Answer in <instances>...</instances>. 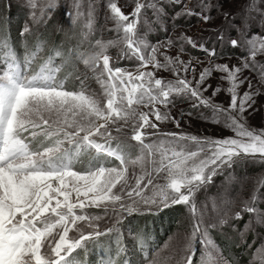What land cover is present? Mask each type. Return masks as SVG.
Wrapping results in <instances>:
<instances>
[{
	"label": "snow or ice",
	"instance_id": "obj_1",
	"mask_svg": "<svg viewBox=\"0 0 264 264\" xmlns=\"http://www.w3.org/2000/svg\"><path fill=\"white\" fill-rule=\"evenodd\" d=\"M12 7L0 0V264H88L71 254L102 245L100 264H240L225 255L229 244L250 250L248 264H264V127L249 123L264 114V0H134L130 14L105 0L118 33L106 41L93 38L97 0H26L21 37L35 25L54 34L58 9L80 28L75 45L36 37L22 58L8 42ZM191 18L212 25L209 39L183 30L179 21ZM154 25L165 35L153 42ZM111 47L128 66L110 65ZM44 48L39 70L29 72ZM80 65L79 88L65 89L56 73ZM89 73L99 93L85 87ZM193 120L232 135L193 134L185 130ZM257 164L259 178L236 175ZM217 177L221 189L209 197ZM248 179L247 199L231 195ZM175 206L181 220L163 245L146 222L130 227ZM125 221L136 259L123 242Z\"/></svg>",
	"mask_w": 264,
	"mask_h": 264
},
{
	"label": "rangeland",
	"instance_id": "obj_2",
	"mask_svg": "<svg viewBox=\"0 0 264 264\" xmlns=\"http://www.w3.org/2000/svg\"><path fill=\"white\" fill-rule=\"evenodd\" d=\"M118 6H121L122 11L125 14H130L134 8V0H115ZM26 0H13V7L7 13L9 17L8 20V34H9V44L11 45L13 51L17 54L18 58H22L25 49L29 51L34 50V45L36 43V37L45 38L47 37L49 40L55 41L57 44L63 42L64 46H72L75 45L78 40L79 36L74 35L73 32H79V24L76 25H69V17L67 14L63 13L61 10H57L54 19L59 25L58 30L53 34L51 28L49 27L47 31L43 25H35V32L32 34H26L24 37H21L20 32L26 20L30 18L27 16V11L24 7ZM97 4L99 5L97 10V17H96V24H95V31L93 33L94 39H102V40H111L115 39L118 35L116 32L113 22L110 19L105 18V0H97ZM148 17L151 18V12L149 10ZM131 18V16H130ZM181 24L184 25L183 30L187 32L189 35H202L206 40L210 38V29L212 27L211 24L205 25L202 27L201 22H199L195 18H191L187 21H179ZM140 25H138L139 27ZM181 29L177 28L176 32L178 33ZM171 31V29H170ZM165 33L156 29L155 25L153 26V31L148 33V39L150 41H155L163 37ZM175 35V33H173ZM3 49H0V71L3 70ZM119 48L111 47L109 48L108 52L109 55L113 58L110 60V65L114 61L117 62L120 66H128L129 62L126 59H120L116 61V57L119 55ZM197 51L195 54L192 55H203L199 50L192 49L191 52ZM48 54L47 48H44L42 51L37 53V58L35 62L31 65L28 69L29 72H34L39 70V66L43 63V58H45ZM238 55V54H236ZM58 62V58H57ZM165 77H169L168 73H163ZM218 73H213V76L210 79L215 82ZM56 77L58 80H63L65 89H78L80 86V80L83 79V65L79 66V70H75L70 68L69 66H65L59 72L56 73ZM79 77V78H77ZM85 87L99 93L101 90V85L97 82L95 76L91 73L88 74V78L84 81ZM226 87L227 82H224ZM219 95V94H218ZM224 95H227L225 92ZM224 96H219L217 100L218 103H222ZM181 107L187 108L188 105H182ZM250 125L253 128H262L264 127V114L257 113L255 114V118L249 120ZM165 127L169 130L174 129V125L171 123H166ZM185 130L192 132L193 134H203V135H212V136H222V135H232L231 130L223 127L222 125H217L214 123H205L203 121L193 120L189 121L186 125ZM88 157L82 156L81 160L83 162H87ZM118 163V162H117ZM79 167V165H77ZM262 174V169L260 165H249L247 167H241L236 170V175L240 177H251V178H259ZM221 180L222 177L216 178V183L209 187L207 195L209 197H214L221 189ZM254 185V179H248L244 182L243 185L240 184H233L230 187V193L233 196H236L237 199L245 198L247 199L252 192V188ZM264 191V189H261ZM203 199V195L200 196ZM181 206H175L173 209H164L158 215L155 216H140L135 219L130 227L133 230L142 229L144 228L145 222L147 223V231L151 233L152 240L158 244L163 245V243L168 240L170 234L174 233L178 228V222L181 220ZM260 207L264 208V203L260 204ZM93 211H99V209H94ZM244 219H247V214H245ZM242 224V222H241ZM129 225L127 221H125V228L122 229L124 232L123 242L124 244L131 250L132 252V259H136L139 256V253L136 252V242L133 237L128 235ZM69 235H72L70 231ZM101 240H105L104 237L100 238ZM217 243L220 246H224L227 244V241L223 236H216L215 237ZM252 238L251 235L249 236V242H251ZM107 242H105L106 244ZM254 246H258L254 245ZM229 251L225 253L226 256L235 257L239 260L240 264H248L250 260V250L246 251L241 247H237L234 245H228ZM105 245L101 247H90L87 253V256L84 257L83 254L77 256V252H80V249L75 250L71 255L76 257L78 260L86 259L88 264H100L101 259L105 253Z\"/></svg>",
	"mask_w": 264,
	"mask_h": 264
},
{
	"label": "trees",
	"instance_id": "obj_3",
	"mask_svg": "<svg viewBox=\"0 0 264 264\" xmlns=\"http://www.w3.org/2000/svg\"><path fill=\"white\" fill-rule=\"evenodd\" d=\"M196 52H197V51H193L192 53H194V54H195Z\"/></svg>",
	"mask_w": 264,
	"mask_h": 264
}]
</instances>
